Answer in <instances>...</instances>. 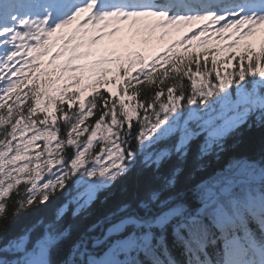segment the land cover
<instances>
[{
  "label": "snow or ice",
  "instance_id": "snow-or-ice-1",
  "mask_svg": "<svg viewBox=\"0 0 264 264\" xmlns=\"http://www.w3.org/2000/svg\"><path fill=\"white\" fill-rule=\"evenodd\" d=\"M243 128L264 0H0V264H264Z\"/></svg>",
  "mask_w": 264,
  "mask_h": 264
},
{
  "label": "trees",
  "instance_id": "trees-1",
  "mask_svg": "<svg viewBox=\"0 0 264 264\" xmlns=\"http://www.w3.org/2000/svg\"><path fill=\"white\" fill-rule=\"evenodd\" d=\"M241 132L243 135H238L229 141L230 144L237 140L239 141L236 152L245 153L251 156L259 155L261 151L264 150V138H262L261 133L257 130L248 131L246 128L241 129ZM196 178L198 179L199 175ZM191 183L192 181L189 180L187 176H184L181 178L177 186V190L182 194H185L189 201L194 203L191 193L188 192V187ZM117 192H119V188H117ZM101 199H103V194H101ZM115 202V200H110L106 205L97 202V204L94 206L95 212L92 219L95 220L97 218H101L104 214H106L107 211L111 210L115 206ZM24 222L25 221L22 218L20 223L23 224Z\"/></svg>",
  "mask_w": 264,
  "mask_h": 264
},
{
  "label": "rangeland",
  "instance_id": "rangeland-1",
  "mask_svg": "<svg viewBox=\"0 0 264 264\" xmlns=\"http://www.w3.org/2000/svg\"><path fill=\"white\" fill-rule=\"evenodd\" d=\"M169 39H170V38H168V39H166V40H164V41H160V42H158V43L156 44V46L160 47V45H165V43H167Z\"/></svg>",
  "mask_w": 264,
  "mask_h": 264
}]
</instances>
